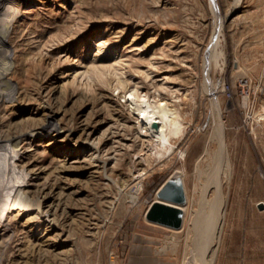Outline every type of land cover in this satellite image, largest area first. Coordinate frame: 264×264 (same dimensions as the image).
<instances>
[{
    "label": "rangeland",
    "instance_id": "obj_1",
    "mask_svg": "<svg viewBox=\"0 0 264 264\" xmlns=\"http://www.w3.org/2000/svg\"><path fill=\"white\" fill-rule=\"evenodd\" d=\"M13 3L0 135L62 130L0 152L40 207L8 212L0 264H264V0H0V23ZM135 89L183 124L161 156ZM167 179L179 229L144 216Z\"/></svg>",
    "mask_w": 264,
    "mask_h": 264
},
{
    "label": "bare ground",
    "instance_id": "obj_2",
    "mask_svg": "<svg viewBox=\"0 0 264 264\" xmlns=\"http://www.w3.org/2000/svg\"><path fill=\"white\" fill-rule=\"evenodd\" d=\"M8 7H9V8H7V9H9L8 12H10L8 15L10 16V19H7V21L0 23V36L2 37L1 39H3L4 35L8 31V29L10 28L9 23L12 20V18H14V16L17 14V12H19L18 11V5L16 3H13L12 6H8ZM3 78H4V75L2 73H0V84L4 83ZM127 94L129 95L128 99L130 98L132 100L131 103L135 106V109L138 110V117H139L138 119H140L143 122V124H145L146 131L152 133V135L155 136V138L157 140V144L160 146V148L157 150V154L161 156L165 152L173 149L174 144L171 142V138L173 136H179L180 134L183 133V124L180 121L179 115L177 114V112L175 110L167 107L165 102H163V101L162 102H155L152 99L149 100V98L145 94L140 99L141 101H139L137 99L139 94L137 93L136 89L131 90ZM1 95L4 96V94H2L0 92V96ZM5 97H8L9 99H13L14 94H13L12 90L9 91ZM50 130L56 131L57 134H60L62 129H61V127H59L57 125V122H55V121L54 122H52V121L32 122V123L27 124L26 128H24V129H9L6 133H3L0 135V152L1 151L3 153L6 152L10 155L9 157H12L13 154H15V153H12L10 151V149H12L15 146V143L19 142V141L17 142L16 140L19 139L20 136H22L28 132L33 133V134H42V133L46 134V133H49ZM16 168H17L16 162L13 163L11 158H10V160L4 159V157L2 155H0V203H1L0 204L1 205V208H0V215H1V217H0V229H2V230L3 229L5 230L8 228V222L6 220V218H7L6 216H7L9 211H11L13 209L31 210V209H34V205L39 204V203H37V200H38L37 196L35 197V196H30L29 194H27V195H21L20 194V191H22V190L19 187L21 185L19 181L24 180L23 177L25 176V174H24V168H21L19 171H16L17 170ZM9 173L11 175H7ZM15 176L17 177V179H16L17 184H14L10 181ZM10 182L12 183L11 185H9ZM140 184H141L140 181H138L136 183V186H137L136 191H135V194L132 195V198H134V200H136L137 194L140 191V188H141ZM43 198H45V196H43ZM155 198H158V196H156V192H155ZM40 202H41V200H40ZM183 205L184 204H182L181 206L184 209ZM38 207H39V205H38ZM38 209L40 210V207ZM146 209L144 211V216H145ZM51 213L52 212L50 210L46 211L45 216H49V215H51ZM4 216H5V218H4V220H2V218ZM47 219H49V218H47Z\"/></svg>",
    "mask_w": 264,
    "mask_h": 264
},
{
    "label": "water",
    "instance_id": "obj_3",
    "mask_svg": "<svg viewBox=\"0 0 264 264\" xmlns=\"http://www.w3.org/2000/svg\"><path fill=\"white\" fill-rule=\"evenodd\" d=\"M155 198L147 207L145 219L151 223L164 226L170 229L181 228L184 220L185 202L184 192L174 186H170L167 179L156 191ZM260 203V207H262ZM192 264H201L194 261Z\"/></svg>",
    "mask_w": 264,
    "mask_h": 264
}]
</instances>
